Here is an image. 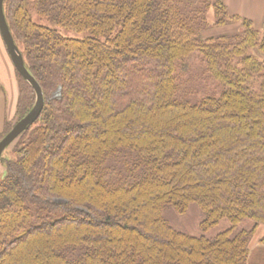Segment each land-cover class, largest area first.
Masks as SVG:
<instances>
[{"label": "trees", "instance_id": "obj_1", "mask_svg": "<svg viewBox=\"0 0 264 264\" xmlns=\"http://www.w3.org/2000/svg\"><path fill=\"white\" fill-rule=\"evenodd\" d=\"M3 10L44 104L0 157V264H249L264 224V15L257 28L223 0H4ZM193 52L221 88L197 101L176 76ZM15 73L17 122L35 92ZM191 204L203 231L229 228L192 236L163 217Z\"/></svg>", "mask_w": 264, "mask_h": 264}, {"label": "rangeland", "instance_id": "obj_2", "mask_svg": "<svg viewBox=\"0 0 264 264\" xmlns=\"http://www.w3.org/2000/svg\"><path fill=\"white\" fill-rule=\"evenodd\" d=\"M227 5L231 13L238 14L242 17L251 18L254 21V25L257 28H261L262 19L264 15V0H223ZM212 11L208 12L207 18L210 23L213 22ZM36 20H41L42 23H46V19H39L36 17ZM236 25H229L224 27L216 28L215 30L207 31L206 34L210 32H225L232 31L236 28ZM59 31L69 37L82 38L88 35L87 31L76 32L71 29H66L63 27L58 28ZM187 68L185 71L177 69L176 76L177 80L180 83L181 88L183 89L182 94H186L187 97L192 100H200L203 96L207 95L211 91L218 94L221 90L220 86L207 74L202 59L193 52L188 56ZM16 101H17V97ZM16 103V102H15ZM16 116L11 119L9 122L10 125L16 122ZM12 124V125H13ZM11 147V146H10ZM9 146L7 148H10ZM8 153H4L6 155ZM4 173V168L0 164V177ZM163 217L167 222L176 230L186 233L192 236H200L205 234L208 237H214L216 234L229 228L230 223L227 219H222L217 225L212 227L207 231H203L201 223L204 219V213L196 204L189 205L184 211L179 212L173 207H166L163 210ZM252 225L251 220H244L240 227L246 225ZM264 233V224H260L255 234L253 235L249 246H250V255H249V264H264V245H261L259 238ZM58 249V248H56Z\"/></svg>", "mask_w": 264, "mask_h": 264}, {"label": "water", "instance_id": "obj_3", "mask_svg": "<svg viewBox=\"0 0 264 264\" xmlns=\"http://www.w3.org/2000/svg\"><path fill=\"white\" fill-rule=\"evenodd\" d=\"M4 0H0V35L5 44L10 59L19 72V74L30 84L35 92V102L30 111L21 119H19L12 128L1 138L0 140V157L3 151L21 134L28 126H30L39 116L44 104L43 94L41 87L34 79V77L28 72L24 65L23 56L16 45L13 36L8 27L4 10Z\"/></svg>", "mask_w": 264, "mask_h": 264}, {"label": "crops", "instance_id": "obj_4", "mask_svg": "<svg viewBox=\"0 0 264 264\" xmlns=\"http://www.w3.org/2000/svg\"><path fill=\"white\" fill-rule=\"evenodd\" d=\"M18 95L15 67L0 35V132L4 124L16 116Z\"/></svg>", "mask_w": 264, "mask_h": 264}]
</instances>
